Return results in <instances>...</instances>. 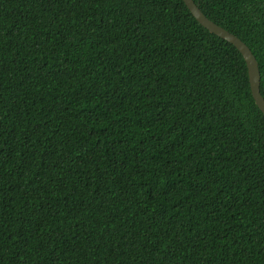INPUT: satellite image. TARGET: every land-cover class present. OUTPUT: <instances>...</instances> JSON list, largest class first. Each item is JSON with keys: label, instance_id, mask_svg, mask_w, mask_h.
<instances>
[{"label": "trees", "instance_id": "obj_1", "mask_svg": "<svg viewBox=\"0 0 264 264\" xmlns=\"http://www.w3.org/2000/svg\"><path fill=\"white\" fill-rule=\"evenodd\" d=\"M194 1L264 98V0ZM0 264H264V115L183 0H0Z\"/></svg>", "mask_w": 264, "mask_h": 264}, {"label": "water", "instance_id": "obj_2", "mask_svg": "<svg viewBox=\"0 0 264 264\" xmlns=\"http://www.w3.org/2000/svg\"><path fill=\"white\" fill-rule=\"evenodd\" d=\"M183 1L185 2L188 9L190 10V12L195 17L196 21L200 24L201 27L207 30L211 35H214L217 38L232 45L242 55L248 68L249 82L253 99L257 107L264 115V98L261 94V72L259 68V63L250 48L245 43H243L238 37L209 20L201 12L194 0Z\"/></svg>", "mask_w": 264, "mask_h": 264}]
</instances>
